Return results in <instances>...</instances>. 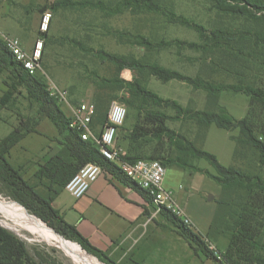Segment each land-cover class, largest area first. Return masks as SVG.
Masks as SVG:
<instances>
[{
    "label": "rangeland",
    "instance_id": "obj_1",
    "mask_svg": "<svg viewBox=\"0 0 264 264\" xmlns=\"http://www.w3.org/2000/svg\"><path fill=\"white\" fill-rule=\"evenodd\" d=\"M99 2L110 4L112 10L120 3L119 0H0V31L3 34L19 39L25 49H31L39 39L43 41L42 65L45 75L39 73L38 80L46 86L53 81L67 90L72 106L81 102L93 104L96 119L104 116V110L100 113L96 105V85L101 84L104 78L117 75V68L106 54L134 56L144 64L157 63L185 76L194 78L201 73L211 81L232 84L235 79L225 71L224 68L227 67L222 69L215 65L223 56V49L212 48L213 43L202 39L201 33L210 35L220 31H245L261 27L262 24V21L254 23L250 18L227 13L215 0H159L160 11L127 9L115 15L85 6L87 3ZM45 13L51 14L46 34L41 33ZM140 42H147V47L139 45ZM207 43L209 44L206 45ZM134 78H138L146 88L165 100H174L184 107L190 106L197 110L207 107V93L185 82H162L148 72L141 76L133 72L130 80L123 79L132 82ZM8 83V73H4L0 77V99L7 92ZM109 94L113 97L110 108L114 103L127 106L125 102L130 98L127 90ZM249 103L248 96L232 90L222 92L218 101L232 117L239 120L246 117ZM59 106L68 118H72L71 106L62 102H59ZM41 110V104L26 90H22L7 107L0 110V140L12 129L34 131L13 149L9 161L37 192L50 199L54 194L47 190L49 183L38 181L34 175L41 165L59 152L55 149L57 144L49 143V138L56 136L57 129L49 119L43 117ZM128 110V119L118 131L116 139V147L126 155L133 142L131 135L138 114L129 107ZM153 110L165 114L170 129L196 141L203 150L215 155L223 166L235 165L236 144L233 136L238 135V130L227 131L212 125L204 140L197 139V125L186 120L173 108ZM137 144L141 147L142 158H149L154 148H158V142L151 136L139 140ZM49 145L50 150L47 149ZM133 148H136L135 144ZM162 151L168 153V145ZM194 165L203 172L168 166L165 186L191 219L192 228L207 240L210 237L209 240L215 247L207 242L208 247L221 260L222 253L228 246V238L216 233L218 236L214 239L211 224L218 210L222 189L206 174H216L206 160L194 161ZM237 165L244 164L239 161ZM0 201L20 205L27 213L35 216L14 199V189L1 179ZM157 216L155 222L159 230H175L168 226L169 223L161 213ZM35 217L60 239L53 237L50 241H45L36 234L17 229L1 217L0 224L19 235L38 264H91L89 258L99 264H107ZM69 247L76 248V252ZM189 257L190 264H217L202 252L195 251L191 245Z\"/></svg>",
    "mask_w": 264,
    "mask_h": 264
},
{
    "label": "trees",
    "instance_id": "obj_2",
    "mask_svg": "<svg viewBox=\"0 0 264 264\" xmlns=\"http://www.w3.org/2000/svg\"><path fill=\"white\" fill-rule=\"evenodd\" d=\"M119 1L114 10L110 8V4L103 2L87 3L85 6L113 15L127 9L160 11L159 0ZM215 1L222 6L221 9L233 16L247 17L254 23L262 21L261 27L251 30L220 31L210 35L201 33L202 39L213 43L212 48L223 49L224 52L221 53L223 56L218 62L214 61L215 65L222 69L226 66L225 71L234 76L235 82L218 83L203 77L201 73L193 78L157 63L144 64L140 58L134 56L106 54L112 65L117 68V75L104 78L101 84L96 85V105L100 113L104 110V116L95 118L92 126L98 133L106 126L113 99L109 93L127 90L130 98L125 104L138 113L131 135L133 142L126 156L128 161L158 160L166 168L169 166L202 173L203 170L196 167L194 161L206 160L214 168L215 175L209 172L206 174L220 185L222 194L211 230L228 238V247L222 254L223 258L219 260L209 249L206 238L185 225L173 212L162 208L160 213L163 218L172 224L177 233L187 240L195 251L202 252L206 258L216 261L217 264H264V0ZM139 45L147 47L148 44L140 42ZM126 69L140 76L148 72L162 82L179 80L197 90H203L207 93V107L204 110H197L190 106L184 107L174 100H165L146 88L137 80L138 78H134L132 82L124 80L121 73ZM4 73H8L9 83L7 92L0 99V110L7 107L22 90H26L41 104L43 117L54 124L65 142H61V151L41 165L34 175L38 181L49 183L47 190L54 194L52 198L47 199L37 192L8 160L11 150L26 135L34 131L16 128L1 140L0 179L14 189V199L31 214L65 238L80 244L88 253L107 264H116L105 252L92 246L75 227L64 221L60 212L52 205L55 197L65 190L67 183L83 166L96 162L115 180L125 183L153 204L152 199L116 165L105 160L95 144L81 139L79 133L70 127L72 119L65 115L59 106V100L52 97L48 86L38 80L39 74L30 75L0 39V77ZM227 90L242 93L250 98L248 113L244 119H235L218 104L220 94ZM162 107L173 108L186 120L197 125L199 131L197 139L204 140L212 125L227 131L238 130V135L233 136L236 144L235 165L223 166L215 155L203 150L196 141H191L170 129L167 126V116L153 110ZM149 136L158 142V148H154L149 158H142L141 147L137 142ZM134 144L136 148H133ZM166 145L169 147L168 153L162 151ZM239 161L244 165L238 166ZM0 264H38L26 243L1 225Z\"/></svg>",
    "mask_w": 264,
    "mask_h": 264
},
{
    "label": "crops",
    "instance_id": "obj_3",
    "mask_svg": "<svg viewBox=\"0 0 264 264\" xmlns=\"http://www.w3.org/2000/svg\"><path fill=\"white\" fill-rule=\"evenodd\" d=\"M34 47L26 50L32 51ZM133 72L126 69L121 74L130 80ZM12 132L13 129L7 136ZM58 142L65 140L57 131L56 136L49 138V143L57 144L55 149L60 151L62 145ZM52 205L67 224L75 227L92 246L105 252L116 264H190L189 242L176 230H159L155 222L158 217L155 205L105 170L83 198L75 199L64 190L55 197ZM168 226L174 228L170 223ZM212 235L214 239L218 236L215 232ZM207 238L214 246L210 237Z\"/></svg>",
    "mask_w": 264,
    "mask_h": 264
},
{
    "label": "built area",
    "instance_id": "obj_4",
    "mask_svg": "<svg viewBox=\"0 0 264 264\" xmlns=\"http://www.w3.org/2000/svg\"><path fill=\"white\" fill-rule=\"evenodd\" d=\"M51 14L45 13L43 17L41 33H46ZM0 39L12 53L13 57L30 74H44L42 65L43 41L39 39L32 51H27L22 42L0 31ZM51 96L72 108V120L70 127L79 133L85 142H92L99 149L100 155L110 163L116 165L123 174L137 183L148 193L156 207L157 214L162 208H166L180 218L185 225L192 227V221L186 212L175 202L173 193L165 186L168 173L167 168L158 160H137L130 162L126 159V153L116 147L118 131L125 124L128 116V108L124 104L114 103L108 113V121L101 132H97L92 126L96 115L95 106L88 102H81L72 106L69 101V93L57 86L53 81L48 84ZM103 167L91 162L83 166L67 183L65 191L75 199H81L88 193L91 186L103 174Z\"/></svg>",
    "mask_w": 264,
    "mask_h": 264
},
{
    "label": "bare ground",
    "instance_id": "obj_5",
    "mask_svg": "<svg viewBox=\"0 0 264 264\" xmlns=\"http://www.w3.org/2000/svg\"><path fill=\"white\" fill-rule=\"evenodd\" d=\"M0 217L8 223L16 226L17 229L26 233L36 234L38 237L45 241H50L53 237L57 240L60 239L54 236L52 232L39 219L23 210L20 205L18 206L12 204L11 202L7 203L0 201ZM69 249L76 252V248L69 247ZM88 260L91 262V264H99L92 258H89Z\"/></svg>",
    "mask_w": 264,
    "mask_h": 264
},
{
    "label": "water",
    "instance_id": "obj_6",
    "mask_svg": "<svg viewBox=\"0 0 264 264\" xmlns=\"http://www.w3.org/2000/svg\"><path fill=\"white\" fill-rule=\"evenodd\" d=\"M0 225H1V224H0ZM1 226H2V225H1ZM2 227L5 228L6 230L12 232L13 234L17 235L12 229L6 228V227H4V226H2ZM17 236H19V235H17Z\"/></svg>",
    "mask_w": 264,
    "mask_h": 264
}]
</instances>
